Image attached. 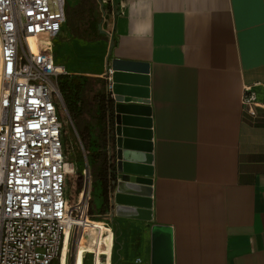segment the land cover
<instances>
[{"label":"crops","instance_id":"0c3cea01","mask_svg":"<svg viewBox=\"0 0 264 264\" xmlns=\"http://www.w3.org/2000/svg\"><path fill=\"white\" fill-rule=\"evenodd\" d=\"M97 1L106 39L64 23L53 52L68 75L104 78L113 58L148 68L150 194L113 189L120 264H150L154 224L171 229L172 264H264V108L241 105L244 86L263 98L264 0Z\"/></svg>","mask_w":264,"mask_h":264},{"label":"built area","instance_id":"2783aa9c","mask_svg":"<svg viewBox=\"0 0 264 264\" xmlns=\"http://www.w3.org/2000/svg\"><path fill=\"white\" fill-rule=\"evenodd\" d=\"M65 6L66 0H0V264H52L89 218L92 174L85 154L76 199L65 192L75 169L59 111L65 71L53 52ZM241 105L256 117L264 89L259 99L244 86ZM107 235L104 230L102 239ZM112 243L110 236L106 255L85 250L81 264L87 255L91 264H111Z\"/></svg>","mask_w":264,"mask_h":264},{"label":"water","instance_id":"95a60500","mask_svg":"<svg viewBox=\"0 0 264 264\" xmlns=\"http://www.w3.org/2000/svg\"><path fill=\"white\" fill-rule=\"evenodd\" d=\"M147 73L146 64L118 58L107 63L103 78L105 110L96 120L95 129L110 179L111 205L114 204L113 189H123L127 182L138 186V190L129 191L131 194H150L147 178L152 174V135ZM150 238V264H172L171 229L154 224Z\"/></svg>","mask_w":264,"mask_h":264},{"label":"trees","instance_id":"16d2710c","mask_svg":"<svg viewBox=\"0 0 264 264\" xmlns=\"http://www.w3.org/2000/svg\"><path fill=\"white\" fill-rule=\"evenodd\" d=\"M99 19L100 10L97 0H76L74 4H66L65 6L66 29L72 38L84 41L105 40V36L99 34L97 29ZM103 82V78L84 75L64 74L59 76L58 79L63 103L71 122L77 130V138L86 156L91 174L98 175L101 181L103 197L101 211L110 202V179L103 157L101 141L95 129L96 120L102 117L105 110ZM91 96L93 98L92 102L89 99ZM90 104L92 109H90ZM86 117L93 120L92 126L86 121ZM92 134H94V137H92ZM63 141L65 144L67 143L64 135ZM97 148L100 149L97 150ZM65 149L67 152L66 147ZM88 214L91 219L88 218L87 221L100 222L99 218L93 217L91 209L88 210ZM55 264H57V259Z\"/></svg>","mask_w":264,"mask_h":264},{"label":"rangeland","instance_id":"374dc122","mask_svg":"<svg viewBox=\"0 0 264 264\" xmlns=\"http://www.w3.org/2000/svg\"><path fill=\"white\" fill-rule=\"evenodd\" d=\"M69 1L71 2L72 0H69ZM107 26H108V21L105 23L104 27L107 28ZM59 111H60V117L63 121V135L65 136V140L67 142L66 144L64 142V146L68 150L66 154H67L68 159L74 163L73 166L75 169V174L68 175L67 180H66V186H65V192L68 195L70 201L73 202L76 199L77 190L79 187L78 177L80 174V170L85 162V156H84L82 147L80 145V142L78 141V138H77V130L75 129L73 123L71 122L69 118V114H68V111L65 105L64 107H61ZM91 186H92L91 198H90L88 207L89 209H91V212L93 213L94 218H99L100 223L106 222L109 224L108 226L107 225L106 226L109 229L112 228L113 243H112V249H111V264H120L118 260V255L120 254L121 257H124L126 251L123 248V250L121 249L118 254V239L117 238L119 237V229H118V226L116 225V222L118 219L111 213L110 202L101 211V208L103 206V197H102L101 181L98 175L96 174L92 175ZM135 221L142 222V220H138V219H135ZM87 222L89 221H86V223ZM86 223H83V226ZM140 226H141V229L148 228L149 222L143 221V224H141ZM93 238L94 236H92L91 234L86 235L84 230L82 233H78L75 239L70 238V241L68 243V249H67V257H66L67 264H72L73 258L75 259L74 264L77 261L80 262L79 260L80 253H83L85 250H90L91 241H93ZM90 257H91L90 255L86 256L87 258L86 264H91ZM59 258L60 257L57 258L58 264H59ZM55 260L52 264H55Z\"/></svg>","mask_w":264,"mask_h":264},{"label":"bare ground","instance_id":"6f19581e","mask_svg":"<svg viewBox=\"0 0 264 264\" xmlns=\"http://www.w3.org/2000/svg\"><path fill=\"white\" fill-rule=\"evenodd\" d=\"M66 169L68 172L72 171V166L70 164L66 165ZM144 188V187H143ZM144 209L140 211V213H137L138 217H142L143 219L147 220L149 219V200L148 199H144ZM136 216V217H137ZM86 233V235L91 234L92 236H94L93 241H91V247H90V251H93L96 255L97 254H103L106 255L108 254V244H109V238H107V241L104 242L103 244V239H102V232L104 230H107V232H109V230H111L112 232V228L109 229L108 227H106L105 225L101 224L100 222H87L84 225V229H83ZM105 248V252L102 253V248ZM67 249H68V241L66 240L63 246V250L60 254V258H59V264H67ZM83 253H80L79 256V261H77L75 264H81V257H82ZM76 258V257H75ZM75 259L73 260L74 264ZM98 264V263H96Z\"/></svg>","mask_w":264,"mask_h":264}]
</instances>
